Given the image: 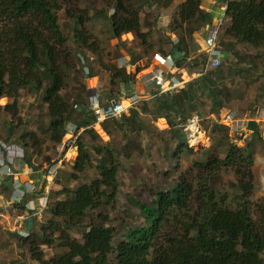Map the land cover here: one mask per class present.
Instances as JSON below:
<instances>
[{
  "label": "trees",
  "instance_id": "16d2710c",
  "mask_svg": "<svg viewBox=\"0 0 264 264\" xmlns=\"http://www.w3.org/2000/svg\"><path fill=\"white\" fill-rule=\"evenodd\" d=\"M200 1L151 0L156 7L154 10L146 9L143 0H88L80 9H70V0H0V98L35 94L31 107L44 112L47 109L46 113L53 118L50 127L35 132L24 127L20 118L14 119L17 114L15 104H0V139L17 143L24 149L26 169L39 170L38 159L52 165L57 159V146L66 134L65 122L74 116L72 100L86 101L87 79L107 70L111 85L116 80L127 82L125 70L106 61L103 43L85 28L89 13L101 14L113 9L110 28L118 42L121 35L132 33L139 46L147 47L150 45L147 39L149 24L143 26V19L154 15L155 21L151 24L159 29L162 25V22H156L161 16L159 11L173 9L171 23L177 37L174 48L179 49L204 21L197 10ZM137 2H140L138 6ZM224 2V18L228 24L224 29L225 38L218 40V47L227 51V58L234 56L246 65L245 68L251 69L253 63H247L249 58L236 44L254 49L264 46V0ZM59 11H63V19ZM160 52L165 54L164 50ZM197 70L202 71L201 66ZM234 70L235 67L224 60L210 74L188 81L183 89L157 94L151 99L155 119H166L169 130L174 129L178 139L175 149L167 144L163 146L171 159H175L180 150L192 152L193 145L178 138L181 127L168 116L169 113L176 118L177 114L190 117L194 113L221 115L224 109L228 112L225 101L232 98L236 90ZM229 78L232 83L227 85ZM66 87V94L72 98L70 102L62 94ZM259 89L264 91V82ZM204 99L208 102H203ZM101 125L114 138L117 128L126 126V122L107 119ZM125 131L127 128L122 132L124 135ZM211 131L215 145L211 146L213 150L207 157L195 159L184 174H180L167 189H158L153 198L130 197L137 216L133 221L128 215L132 223L125 234L121 229L114 230L112 225L104 226L88 218L91 215L87 212V209L110 204L116 197L119 167L115 153H119L113 145L97 147L79 135L75 141L77 157L70 172L63 170L59 175L60 180H64L62 188L58 189L56 184L49 188L44 210L48 216L61 218L65 228L79 231L80 236L60 231V243L67 250L44 259L35 236L5 229L0 224V252L15 264H30L15 255V250L30 241L33 257L40 264H264V196L254 204L248 198L255 187L252 170L248 168L254 162V152L250 148L252 139L249 138L243 151L229 137L228 127L218 119ZM83 132L95 136L93 126ZM123 147L127 148L128 143ZM93 155L97 157L95 176L74 189L68 187L65 183H70L76 172H83ZM226 168H231L238 176V184L234 183L230 188L221 187L224 183L220 172ZM0 189L5 195L11 193L6 183ZM43 191L44 184L34 195ZM61 195L67 198L60 199ZM117 216L125 220L122 214ZM47 229L49 227L41 225L39 232H35L40 236V242H49ZM9 238H15L16 245Z\"/></svg>",
  "mask_w": 264,
  "mask_h": 264
},
{
  "label": "rangeland",
  "instance_id": "374dc122",
  "mask_svg": "<svg viewBox=\"0 0 264 264\" xmlns=\"http://www.w3.org/2000/svg\"><path fill=\"white\" fill-rule=\"evenodd\" d=\"M70 1L72 2V7H70V9H72L73 7L74 9L83 8L84 4L88 2V0ZM143 1L145 2L144 6L146 7V9L153 8L154 10H156V7L151 3V0ZM135 4L138 6L140 2H137ZM69 6L70 5H68V7ZM174 9H176V6H174ZM174 12L175 10L173 9H161L159 11V13H161V16L156 19V22H162V25H160L159 29L154 28V26H152L151 24L152 22L154 24V15H151L149 19H143V26H147V22L149 24L147 39L150 45H148L147 47L139 46L137 44L136 38L132 33L121 35V39H126L125 41H129V39L133 38L136 42V45L139 46L138 49H136L138 46H135V44H132L133 47H131V44L127 46L128 52L132 51V62L134 61V64H139L137 67L139 68V70L133 71V74H131L134 75L135 80H138L137 77L139 76V74L145 73L157 65L156 62H152V58L154 55H157V53L161 54V50H164L165 53L168 51L164 40L167 42V39H165V37L169 38V35H166L165 31L171 30L174 31V33L176 31L174 24L171 23V18ZM112 13L113 9L110 8L104 10V12L101 14L89 13V18L86 19V22L84 23L85 28L92 32V34H95L98 37V40L102 43L104 39L114 37V32L110 28V16L112 15ZM59 15L62 17L63 11H59ZM61 19H63V17ZM222 28H224V24ZM151 29H153L152 32ZM221 32H223L222 29L219 33L218 40L223 36ZM120 44L122 43L120 42ZM140 50L142 52L141 54L144 55V59L138 60L139 58H135V54ZM249 50L255 51L257 55L253 57V54H250L249 59L247 60V63H253V67L256 65L255 68L252 67L250 69L248 66L245 68L246 65L243 66L242 63L236 62L237 58H235L234 56H232V60L230 58L224 59L235 67L232 76L234 79L233 85L236 90L235 92H233L232 98H229L225 101V108H228V112L225 111L226 109H224L222 110L223 112L221 113V115L210 112L207 116H199L201 118L199 122L200 133L196 134L199 137L196 142L193 141V138H191L192 135L189 132L188 124L185 123L188 117L177 114V117L174 118L173 115L169 113L168 116L170 118H173L175 122L179 124L178 126L181 127V132L178 134V138L181 140H188L190 144L193 145L192 152L183 149L177 153L175 159L170 158L169 154L164 150L163 146L167 144L171 149H175L178 145V139L174 136V129L169 130L170 127L168 129H164L158 122L159 120L155 119L156 117L153 114L154 105L152 103V100L148 97L146 98V101L140 102L137 107L139 108V110L134 109L128 114L123 115L120 119L116 120L123 123L126 122V126L122 127L121 129L118 127L117 132L114 133V138L107 134L102 129L101 123L97 121H91V123H93L95 136L91 133L83 132L84 128H82L83 125H81L78 136H83L84 141H91L95 146L103 148L107 145H113L116 147L117 152L119 153H115V159L117 157L116 161L118 162L119 167V179L116 197L108 205L96 209H87V212H89V215H91L88 216V218H92L96 222L102 223L104 226L112 225L114 227V230L121 229L124 231V234L127 233L130 228L127 227L130 223H132V219L129 216L133 217V221L137 216L136 208L130 197L141 196L143 199L147 200L153 198L158 189H167L172 184V182L178 179L180 174H184L187 171L188 166L193 165L195 159L207 157L208 154L213 150L211 146L214 147L215 145L211 135V126L217 119L218 122L228 127L229 137L233 140V142L237 143L239 148H241L243 151L246 150L245 148L250 138L249 136L252 135V143L250 145V148L254 152V162L251 166L249 165L248 168L252 170L255 187L249 194L248 198L249 201L254 204L255 202H258L262 196H264V91L262 89H259V86H261V84L264 82V78H262V76H264V46L258 49L249 48ZM109 51H111L110 53L114 56V51L111 48ZM124 53L127 52H123V54ZM104 57L106 60H108V63L114 64V62H111V59L113 58H110L109 54H107L106 52ZM203 57L204 56L202 55L198 56L200 60H202ZM116 58L118 59L119 56H117ZM96 66L97 68L101 69L98 64H96ZM209 70L210 67H206V72H208ZM108 76V71L102 70L99 73V80L97 82V86L101 90L100 91L98 89V91H100L101 99L105 103L111 102L117 96L116 87L118 80L116 81V84L113 83L112 87H110ZM96 79L97 78L92 79L93 82L91 79L87 81H89V83H91V85L93 86L96 82ZM128 80H131V78L129 77ZM226 83L227 85H230V83H232L231 78L226 79ZM245 83L247 84L245 85ZM111 89L113 90L111 91ZM67 90V87L64 88L62 90V94L64 99L67 102H70L72 98H70L66 94ZM121 94V97H123L124 94ZM35 98V94L29 95L27 93L20 94L18 97L4 96L0 98V104H15L17 114L14 119L20 118V121L22 122L24 127L37 132L41 128L50 127L53 119L48 124H38L36 128H32L29 126L30 120L41 119L44 112L36 109L35 107H31L30 104ZM75 102V99H73L71 102L74 108L73 118L77 117V113H75V110H78L76 108L77 105L75 104ZM203 102L207 103L208 100L204 99ZM84 103H86V101H84ZM206 108L204 109V111L206 110ZM47 111L48 110L46 109L44 113H46ZM12 115V112H10V119L13 118ZM48 116H50V114L46 113L45 117ZM50 117L52 118V116ZM251 118L256 119L261 128H258L256 133H253V131L251 130H245L244 132H242L240 129L245 126V121ZM79 122L80 121L77 120V125L81 124ZM125 128H127V131H125L126 135L122 133ZM127 143L128 147L122 148V145ZM135 144H137L138 147ZM77 148L78 146H73V148L64 155V165L62 168L57 170V175L55 177H52L47 173L49 166L48 164H46L42 159L36 160V162H38L41 167L38 171L39 174H35V178L33 180H36L37 183V180L40 178L38 180V185L41 183L42 185L44 184V189L47 190H49L51 185L55 187V184L58 189L62 188L61 186L64 183V180H60L59 175L63 170L70 172V166L71 164H73L78 154ZM92 157L93 158L91 162L86 165L87 167L83 172H76V177L72 178L70 183H65L68 187L74 189L79 184L86 181L88 182L95 176L94 166L96 164L97 157L95 155H93ZM20 166H24L23 162L22 164H20ZM220 173L222 176L221 180L224 183L221 187L230 188L234 185V183L236 185L238 184V176L235 175L234 170H232L231 168H226V170ZM43 174L46 175L45 178ZM48 179H50L52 183L46 186V180ZM3 196L6 197L5 193ZM36 196H42V193H36ZM66 198V195L60 196V199ZM29 199H27L26 201H28ZM6 201L11 204L14 202L12 198H8V200ZM16 209L18 210L19 206H16ZM131 212H134L135 214L130 215ZM119 214L125 216L124 221L118 218L117 215ZM106 217L108 218V220H106ZM0 224L1 226L3 225L5 229H19L23 231L24 235L35 236V238L39 241L38 247L42 250L45 256L43 257L44 259L59 255L67 250V248L63 247L60 243V231H69L72 236H80L79 231L65 228L63 225V220L61 218L48 216L44 209L42 211L40 210L36 212V214L32 218H30L27 223L21 224L18 222L16 224H9L8 217L0 216ZM41 225L49 227V229H47V238L50 239L47 243L40 242V236L35 233L40 229ZM4 233L7 235V237H10L8 236L7 231H5ZM9 240L12 244L16 245L15 238H9ZM2 253L3 252H0V264H15L14 262H10V259L4 257ZM15 255L20 261L25 260L30 264H40V261H37L33 257V248L30 241L23 243L21 249L15 250Z\"/></svg>",
  "mask_w": 264,
  "mask_h": 264
},
{
  "label": "built area",
  "instance_id": "2783aa9c",
  "mask_svg": "<svg viewBox=\"0 0 264 264\" xmlns=\"http://www.w3.org/2000/svg\"><path fill=\"white\" fill-rule=\"evenodd\" d=\"M226 6V4L224 3ZM199 12L203 16V20H206L213 14V7L207 0H201L197 5ZM223 25L222 18L219 19L218 23L213 25L212 28L203 38L202 42L199 43V52L204 55V66L210 67V70H214L221 65V52L222 49L218 47V36ZM196 53V50L195 52ZM161 59L170 60L168 58L159 57ZM164 62V60H161ZM87 70H85L86 72ZM196 73V72H195ZM203 72L196 73L195 76H201ZM195 76H189L186 80L176 78L170 75L169 71L163 66L158 65L154 68H151L147 72L143 73L140 76V80L143 82L144 87L153 86L155 87V93L157 94H169L173 91H178L184 88L186 83L191 79H195ZM88 96L86 103V111H81L80 109L75 110L77 117L72 120H67L65 122V137L57 146V159L56 162L48 166L47 173L52 177L57 175V170L62 168L64 165V155L75 146V141L80 131L81 125H86L87 119H91L102 123L107 119H120L123 115H126L130 112L131 109L136 108L141 98L137 93H133L128 97H117L115 100H112L108 103H103L100 98L99 91L96 87L88 83ZM152 97V96H150ZM143 100V99H142ZM200 117L199 115L193 114L188 117L185 121L188 124L189 132L193 135L200 133ZM75 120V121H74ZM76 120L80 121V125H77ZM164 129H168L169 125L164 118H160L158 121ZM93 125H88L90 127ZM186 140V139H185ZM188 141V140H187ZM189 142V141H188ZM190 143V142H189ZM24 149L17 143H7L0 139V185L6 183L11 190L20 185L19 183V172L18 166L22 164L24 158ZM24 167V166H23ZM25 168V167H24ZM26 169V168H25ZM29 173L38 172L30 169H26ZM44 177L46 175L44 174ZM50 180V179H49ZM37 185L34 182H29L23 186V189L20 190V193L14 195V202L9 203L4 193L0 189V216L8 217L9 224L11 223H27V221L32 218L36 212L42 211L46 206L47 202V189H44L42 196H34L36 192ZM21 189V188H20ZM13 192V191H12ZM12 195V193H10ZM9 194V195H10ZM23 196L34 198L33 200L23 199ZM36 197V198H35ZM26 201V202H24ZM16 206H19V209H16ZM14 230V229H12ZM20 231L22 234L23 231Z\"/></svg>",
  "mask_w": 264,
  "mask_h": 264
},
{
  "label": "crops",
  "instance_id": "0c3cea01",
  "mask_svg": "<svg viewBox=\"0 0 264 264\" xmlns=\"http://www.w3.org/2000/svg\"><path fill=\"white\" fill-rule=\"evenodd\" d=\"M207 1L210 2V4L213 7V14H211V16H209L208 19L202 21L201 26L196 31H194L191 36H189L187 38L186 43L181 45L179 47V49L174 48L175 44L177 43V37H175L174 31H171V30L165 31V34L169 35V38L165 37V39H167V42L164 40V43L166 44V47L168 50L165 54L167 56L172 57V59L167 60V62L164 63L160 60L158 55H154L152 58L153 63L156 62L157 65H163L169 71L170 75H172L176 78L186 80L189 76H195L196 73L204 71L203 74H210V72L212 71V70L211 71L209 70L210 71V72L208 71L209 73L206 72V67L204 66V64H202V60H200L198 58L199 55L203 56V53L199 52V48H198L199 45L198 44L202 42L205 35L212 28L213 25L218 23L220 18H222V20H223L224 28H222V26H223L222 25L221 29L223 30V32H221V33L223 36L219 39V41L221 39L225 38L224 37L225 36L224 35V29H225L226 25L228 24V21L226 18H224L225 9H226L225 5H224V0H207ZM197 10L199 11L198 8H197ZM175 33H176V31H175ZM125 40L126 39H121L120 42L122 44H120V42H118V40L116 39L115 33H114V37H111L108 39L106 38L103 40V46H104V49L106 50L105 52L107 54H109L110 58H113V59H111V62H114V64L116 65V68H118V63L121 62L122 64L120 65V67H121L120 69L125 70V72L128 73L127 75L131 78V80L124 82L126 84V91L123 92L124 96L122 98L128 97L129 95H131V93H137L139 96H141L143 98L148 97L149 99H152L153 97H150V95L153 93L154 87L153 86L144 87L142 82L135 80L134 75H131V74H133V71L139 70V68H137L139 64L137 65V64H134L135 63L134 61H133L134 63L132 62V60H133V56L131 54L132 51L128 52L127 46H129V44H131V47H133L132 44H135V46H137L136 42L133 38L129 39V41H125ZM170 45H172V47ZM236 47L242 53H244V54L247 53L248 55L245 54L247 58H249L250 54L252 55L255 53V51L249 50V48H247L242 43H237ZM110 48L114 51V56H113V54L110 53L111 52V51H109ZM138 48L139 47H137L136 49H138ZM195 50H196V53H194ZM123 52H127V53L123 54ZM141 53H142L141 50L139 52H137L135 54V58H139L138 60L144 59V55ZM221 53H222L221 59H223V61H224V59L227 58V51L225 49H223ZM117 56H119L118 59L116 58ZM230 59L232 60V57H230ZM106 61H108V60H106ZM144 62H145V60H144ZM236 62H238V60H236ZM199 66H201L202 71L197 70V68H199ZM195 70H197V71H195ZM98 76H99V74L92 76L91 80L94 78H97L95 80L96 82H95L94 86L100 90V88L97 86V84H98L97 82L99 80ZM200 77L201 76L196 77L195 79H198ZM116 81L114 82L115 84H116ZM92 82H93V80H92ZM135 86L137 87L138 91L136 90ZM110 87H112L111 84H110ZM118 87H121L120 82H119V84L117 83V90H116L117 96L115 98L121 97V95H122L121 93H119ZM112 90L113 89H111V91ZM100 91H99V94H100ZM100 98H101V96H100ZM75 99L78 101L77 98H75ZM101 101H102V99H101ZM103 103H105V102H103ZM139 104L140 103H138L136 108H134V109L139 110V108H137ZM134 109H132V110H134ZM42 118H44V117L42 116ZM90 122H91V119H87L86 125H84L82 128L85 129V128H87L88 125H90V124L93 125V123H90ZM258 128H261L259 126V124H258ZM18 167H19L18 168V172H19L18 177H19L20 185L16 188L15 191H14V189L11 190L12 195L11 194L5 195L7 199L8 198L13 199L14 195H16L17 193H20V190L23 189V186L25 184H28L29 182L36 183V180H33V179L35 178V174H39L38 172L29 173L24 167H21L20 165ZM37 171H39V170H37ZM38 180L36 183V185H37L36 191L41 190V186H42V183L38 185ZM50 181L51 180H49V179L46 180V183H47L46 186H48V184L52 183V181L51 182ZM0 187H1V185H0ZM23 199H25V196H23ZM27 199H29V197L26 196V200ZM33 199L34 198L30 197L29 200H33Z\"/></svg>",
  "mask_w": 264,
  "mask_h": 264
},
{
  "label": "bare ground",
  "instance_id": "6f19581e",
  "mask_svg": "<svg viewBox=\"0 0 264 264\" xmlns=\"http://www.w3.org/2000/svg\"><path fill=\"white\" fill-rule=\"evenodd\" d=\"M203 63H204V57L202 58V64ZM119 82H120L121 87H118V91H119V93H123L124 91H126V84L123 81H121V80L117 81L118 84H119ZM76 105H77V107H76L77 109H80L81 111H86V107L82 106L80 103L77 102ZM51 120H52V118L50 116L44 117V118H41V119L30 120L29 121V126L32 127V128H36V126L38 124H48ZM198 138H199L198 136L195 137V135H193V141L196 142L198 140Z\"/></svg>",
  "mask_w": 264,
  "mask_h": 264
},
{
  "label": "clouds",
  "instance_id": "9594fccd",
  "mask_svg": "<svg viewBox=\"0 0 264 264\" xmlns=\"http://www.w3.org/2000/svg\"><path fill=\"white\" fill-rule=\"evenodd\" d=\"M224 3H225V2H224ZM198 4H199V3H198ZM225 4H226V3H225ZM197 8H198V7H197ZM225 8H226V6H225ZM174 35H175V33H174ZM175 37H176V36H175ZM157 55H158V57H160V56H161V57H164V58H168V57H169V56H167L166 54H162V53H161V54H160V53H157ZM171 58H172V57H171ZM160 60H164V63L167 62V60H165V59H161V58H160ZM170 60H171V59H170ZM121 64H122L121 62L118 63V68H119V69H120V65H121ZM156 66H158V65H156ZM141 75H143V73H142V74H139V76L137 77V79H138L137 81H139V82H142V81L139 79ZM89 79H91V77L88 78L87 80H89ZM128 79H129V78H128ZM127 81H128V80H127ZM88 83H89V81H87V88H88ZM90 84H91V83H90ZM142 84H143V82H142ZM143 85H144V84H143ZM93 86H94V85H93ZM94 87H95V86H94ZM148 87H149V86H148ZM96 88H97V87H96ZM97 89H98V88H97ZM155 89H156V88L154 87V91H153V93H152L150 96L154 97L155 95H157V93H155ZM88 92H89V88H88ZM131 94H133V93H131ZM87 96H88V94H87ZM87 96H86V100H87ZM140 98H141V101H139L138 103L147 100V99H146L147 97H144V98H143V97L140 96ZM115 99H116V98H115ZM115 99H114V100H115ZM142 99H143V100H142ZM75 100H76V99H75ZM76 102L80 103L82 106L85 107V105H84L85 103H84L83 101H80V100L77 101V100H76ZM76 102H75V104H77ZM133 109H134V108H133ZM131 110H132V109H131ZM131 110H130V111H131ZM196 115H198V114H196ZM88 119H89V118H88ZM165 120H166V119H165ZM91 121H92V120H91ZM166 121H167V120H166ZM90 127H91V126H90ZM191 145H192V144H191ZM34 196H36V195H34Z\"/></svg>",
  "mask_w": 264,
  "mask_h": 264
},
{
  "label": "water",
  "instance_id": "95a60500",
  "mask_svg": "<svg viewBox=\"0 0 264 264\" xmlns=\"http://www.w3.org/2000/svg\"><path fill=\"white\" fill-rule=\"evenodd\" d=\"M242 132L245 130H251L253 133H256L258 130V121L256 119H247L245 121V126L240 129ZM251 138V135L249 136Z\"/></svg>",
  "mask_w": 264,
  "mask_h": 264
}]
</instances>
